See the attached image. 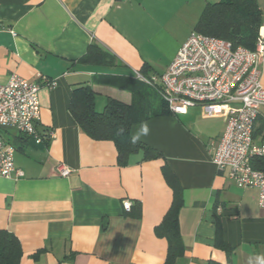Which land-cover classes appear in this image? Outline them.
<instances>
[{
    "label": "crops",
    "instance_id": "0c3cea01",
    "mask_svg": "<svg viewBox=\"0 0 264 264\" xmlns=\"http://www.w3.org/2000/svg\"><path fill=\"white\" fill-rule=\"evenodd\" d=\"M216 1L0 0V84L12 74L41 83L37 130L46 137L37 142L1 130L25 173L0 177V229L19 238L20 264H163L168 239L155 227L174 197L164 167L184 197V251L175 264H264L259 191L236 185L209 151L226 116L207 115L195 105L135 122L132 137L142 122L149 125V135L138 141L152 149L151 156L141 150L120 165L114 142L90 137L70 111L73 91L83 85L95 91L98 111L110 98L163 100L137 73H164L207 4ZM258 1L264 34V0ZM92 45L112 62L87 61ZM121 80L128 87L116 83ZM61 165L71 169L69 175L59 173ZM124 199L133 201L131 212Z\"/></svg>",
    "mask_w": 264,
    "mask_h": 264
},
{
    "label": "built area",
    "instance_id": "2783aa9c",
    "mask_svg": "<svg viewBox=\"0 0 264 264\" xmlns=\"http://www.w3.org/2000/svg\"><path fill=\"white\" fill-rule=\"evenodd\" d=\"M263 56L260 31L253 49L194 31L164 73L145 76L138 72L137 76L160 92L173 113H186L189 107L200 105L207 115L227 117L223 134L209 144L212 160L220 170H228L239 187H256L264 208V131L256 134L259 118L264 117ZM40 87L41 83L18 74L0 84V177L19 179L25 174L16 165L15 145L1 130L30 135L37 142L46 139L37 130ZM58 171L66 176L71 169L61 165ZM122 204L130 211L133 201L124 199Z\"/></svg>",
    "mask_w": 264,
    "mask_h": 264
},
{
    "label": "trees",
    "instance_id": "16d2710c",
    "mask_svg": "<svg viewBox=\"0 0 264 264\" xmlns=\"http://www.w3.org/2000/svg\"><path fill=\"white\" fill-rule=\"evenodd\" d=\"M262 22L263 12L258 0H218L207 4L195 30L230 40L234 46L242 45L253 49L256 46ZM85 59L99 63L112 62L109 54L97 45L90 47ZM141 82L144 86H151L144 81ZM116 83L128 87L125 80ZM95 94L90 85L77 87L73 91L70 111L80 128L93 139L113 141L118 151L120 165H127L131 156L141 150H144L147 156H151V148L139 141L132 142L130 128L133 123L145 120L150 116L172 114L167 102L164 99L153 102L146 98L147 100L136 99L132 103H126L110 98L104 110L98 111L95 106ZM119 129H123V131L117 134ZM263 131L264 117L260 116L256 134ZM256 165L260 166L258 163ZM261 167L264 168V162ZM164 173L174 189V197L162 221L155 227V232L158 236L168 239V251L163 264H175L176 259L184 251L179 229V213L184 205V197L180 187L172 179V172L164 167ZM132 209L133 206L128 212H131ZM137 215H139V210ZM216 217L217 240L220 243L222 241L220 238L221 228L217 214ZM22 254L19 238L13 232L0 229V264H20Z\"/></svg>",
    "mask_w": 264,
    "mask_h": 264
},
{
    "label": "clouds",
    "instance_id": "9594fccd",
    "mask_svg": "<svg viewBox=\"0 0 264 264\" xmlns=\"http://www.w3.org/2000/svg\"><path fill=\"white\" fill-rule=\"evenodd\" d=\"M122 131H123V129H119L117 134H119ZM149 132H150V128H149L148 123L142 122L139 125V128H138L136 134L133 136L132 142L136 143L138 140L141 139V137H147L149 135Z\"/></svg>",
    "mask_w": 264,
    "mask_h": 264
}]
</instances>
